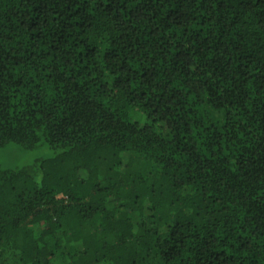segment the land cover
Here are the masks:
<instances>
[{"label": "trees", "instance_id": "1", "mask_svg": "<svg viewBox=\"0 0 264 264\" xmlns=\"http://www.w3.org/2000/svg\"><path fill=\"white\" fill-rule=\"evenodd\" d=\"M250 5L0 0V146L75 156L54 185L0 167V264H264Z\"/></svg>", "mask_w": 264, "mask_h": 264}, {"label": "rangeland", "instance_id": "2", "mask_svg": "<svg viewBox=\"0 0 264 264\" xmlns=\"http://www.w3.org/2000/svg\"><path fill=\"white\" fill-rule=\"evenodd\" d=\"M73 157L75 156L71 153H65L62 149L49 147L44 140H41L33 148H26L17 142H8L0 146V167L14 170L31 167V174H33L35 181L40 183V180L43 178L45 183L49 185H54L56 179L60 180L59 178L65 175V171H70L74 161ZM80 178H71V182L68 181L67 184L73 190L79 189L81 187V184H78ZM19 179L21 180L22 177ZM25 179L21 181V185L30 187L35 184V181L26 182ZM87 191H90L89 193L91 194L90 196H86H89V198H86L84 195L81 196H84L86 201H89L87 202L88 204L100 200L101 197L97 193H91L92 189H87ZM86 261H88V258ZM94 262H90L89 264H113L109 261L105 263Z\"/></svg>", "mask_w": 264, "mask_h": 264}, {"label": "snow or ice", "instance_id": "3", "mask_svg": "<svg viewBox=\"0 0 264 264\" xmlns=\"http://www.w3.org/2000/svg\"><path fill=\"white\" fill-rule=\"evenodd\" d=\"M98 0H91V3L93 6H95L97 4ZM99 2L101 3H109L110 4V0H99ZM77 6L79 7V4H77ZM175 6V5H174ZM251 7H256V0H251Z\"/></svg>", "mask_w": 264, "mask_h": 264}]
</instances>
